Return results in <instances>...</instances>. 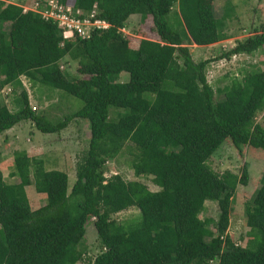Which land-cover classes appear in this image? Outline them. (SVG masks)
Masks as SVG:
<instances>
[{
	"label": "trees",
	"instance_id": "trees-1",
	"mask_svg": "<svg viewBox=\"0 0 264 264\" xmlns=\"http://www.w3.org/2000/svg\"><path fill=\"white\" fill-rule=\"evenodd\" d=\"M6 1L0 0V91L11 88L5 96L12 95L13 111L0 100V135L26 121L55 134L81 119L90 136L69 190L67 173L46 168L42 156L15 151L9 181L0 165V264H78L90 216L99 243L92 264H264V175L245 205L250 239L241 247L227 231L247 171L219 175L207 164L226 140L238 152L264 151V127L255 121L264 113V67L242 69L217 89L206 76L212 62L262 49L264 29L214 60L194 62L188 46L228 38L223 28L237 16L231 0L220 18L213 0H59L84 13L96 4L97 18L110 24L84 40H64L56 23ZM23 1L30 0L17 3ZM133 15L151 18L157 41L129 46L121 30ZM64 58L78 64L83 78L59 69ZM20 77L83 106L53 124L31 110ZM125 150L134 176L149 177L157 191L119 174L105 176L106 164ZM31 186L46 196L35 210ZM206 202L216 204L217 219L200 218ZM132 208L139 218H115Z\"/></svg>",
	"mask_w": 264,
	"mask_h": 264
},
{
	"label": "rangeland",
	"instance_id": "rangeland-1",
	"mask_svg": "<svg viewBox=\"0 0 264 264\" xmlns=\"http://www.w3.org/2000/svg\"><path fill=\"white\" fill-rule=\"evenodd\" d=\"M9 1L12 3L17 2V0ZM226 1L213 0L216 18L222 16ZM231 1L237 6L235 11L237 16H233V21L226 22L223 28V32L228 38L207 47L188 46L194 62L206 59L214 60L221 51L234 47L237 41H242L262 28L264 29V0ZM174 9L176 8L174 7ZM8 26V24L5 25L6 30ZM121 32L132 48H136L142 39L158 40L153 31L150 17L142 22L140 16H131ZM262 50L263 54L258 51L252 56L240 55L234 56L230 60L223 59L212 62L206 71L209 84L214 89L220 88L229 81L230 77L235 76L240 78L242 75L239 71L242 69L251 71V65L258 67V69H263L264 47ZM59 68L69 78H83L78 72V64L67 58H64L60 62ZM122 79L126 81L128 75L123 73ZM21 81L23 88L27 92L30 108L36 107V110L33 111L32 109V111L36 114H46L49 121L53 124L63 120L64 117L73 114L83 106L81 100L61 90L52 89L48 86H43L45 89L38 85L32 86L24 78ZM8 91L10 89L6 92ZM12 98V95L5 96V93L0 91V100L11 111H13L11 105ZM255 121L264 127V113L258 114ZM89 136L88 123L81 119L71 121L64 130L55 134H42L29 121L18 123L11 130L0 135V165L3 170L4 179L9 181V172L13 170V153L15 151H25L29 157L42 156L46 168L57 169L67 173L69 190L78 171L77 162L87 150ZM131 159V155L125 150L120 157L106 164L105 176L109 177L119 174L125 181H139L146 185L149 190L157 191L158 188L154 186L149 177L136 178L134 176L130 165ZM207 164L219 175L225 171H229L240 176L243 168L247 171L248 183L247 186H237L227 231L236 245L244 247L250 239L248 236L250 230L246 225L245 205L252 200L264 175V151L245 146L241 152H238L230 141L226 140L209 159ZM27 195L33 210L42 207L46 201V196L37 194L32 186L27 189ZM137 214L138 211L132 208L115 215V218L130 223V221L136 218ZM217 216L218 208L216 204L206 202L205 209L200 214V218H212L215 220ZM137 218H139V215ZM93 220V217H88L86 233L82 242L83 260L78 264H92L97 253L99 243L95 234Z\"/></svg>",
	"mask_w": 264,
	"mask_h": 264
},
{
	"label": "built area",
	"instance_id": "built-area-1",
	"mask_svg": "<svg viewBox=\"0 0 264 264\" xmlns=\"http://www.w3.org/2000/svg\"><path fill=\"white\" fill-rule=\"evenodd\" d=\"M6 3L21 7L23 13L33 12L45 21L56 23L64 40L89 39L93 31L110 28L109 23L97 18L96 4L89 13H84L75 6L61 3L59 0H30L19 3L6 1ZM32 109L34 111L36 107Z\"/></svg>",
	"mask_w": 264,
	"mask_h": 264
},
{
	"label": "clouds",
	"instance_id": "clouds-1",
	"mask_svg": "<svg viewBox=\"0 0 264 264\" xmlns=\"http://www.w3.org/2000/svg\"><path fill=\"white\" fill-rule=\"evenodd\" d=\"M59 69H60V68H59ZM22 78H24V77H20V80H21ZM24 79H25V78H24ZM21 82H22V81H21ZM8 88H9L10 91H11V88H10L9 86H7V87L4 88L5 90H4V89L2 90V92H3V93H7L6 91H7ZM10 91H9V92H10ZM31 110H32V109H31ZM34 111H35V110H34Z\"/></svg>",
	"mask_w": 264,
	"mask_h": 264
},
{
	"label": "crops",
	"instance_id": "crops-1",
	"mask_svg": "<svg viewBox=\"0 0 264 264\" xmlns=\"http://www.w3.org/2000/svg\"><path fill=\"white\" fill-rule=\"evenodd\" d=\"M258 51H259L260 53H262V54H263V50H262V49H260V50H258ZM258 51H257V52H258ZM239 56H240V55H239ZM262 61H263V60H262Z\"/></svg>",
	"mask_w": 264,
	"mask_h": 264
}]
</instances>
